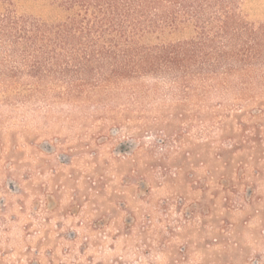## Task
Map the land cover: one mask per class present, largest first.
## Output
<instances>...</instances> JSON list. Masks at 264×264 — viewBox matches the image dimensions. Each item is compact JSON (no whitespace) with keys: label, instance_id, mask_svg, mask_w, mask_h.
I'll list each match as a JSON object with an SVG mask.
<instances>
[{"label":"rangeland","instance_id":"374dc122","mask_svg":"<svg viewBox=\"0 0 264 264\" xmlns=\"http://www.w3.org/2000/svg\"><path fill=\"white\" fill-rule=\"evenodd\" d=\"M233 7L232 46L193 77L140 74L78 102L0 25V264H264V98L239 95L264 86V54H238L241 29L264 34V0ZM10 11L67 16L53 0Z\"/></svg>","mask_w":264,"mask_h":264},{"label":"trees","instance_id":"16d2710c","mask_svg":"<svg viewBox=\"0 0 264 264\" xmlns=\"http://www.w3.org/2000/svg\"><path fill=\"white\" fill-rule=\"evenodd\" d=\"M53 1L67 14L62 23L18 18L10 11L13 0H0V9L5 11L0 15V25L37 61L33 69L40 78L44 68L45 72L70 79L71 86H64L65 92L59 95L70 102H78L91 91L112 87L101 85L113 80L140 74L187 80L194 76L191 67L198 61L201 64L208 53L224 52L234 41L229 30L237 19L233 15L236 0ZM191 26L197 34L195 40L154 44L166 33ZM240 31L245 40L238 43V54H264V34ZM176 87L182 88L183 96L196 93L194 86ZM241 94L262 100L264 86H240Z\"/></svg>","mask_w":264,"mask_h":264}]
</instances>
